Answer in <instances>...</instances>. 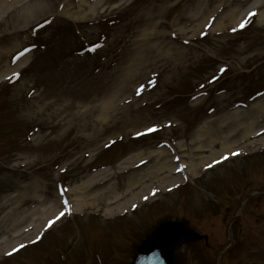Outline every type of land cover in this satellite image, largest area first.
Returning <instances> with one entry per match:
<instances>
[{"label": "rangeland", "instance_id": "374dc122", "mask_svg": "<svg viewBox=\"0 0 264 264\" xmlns=\"http://www.w3.org/2000/svg\"><path fill=\"white\" fill-rule=\"evenodd\" d=\"M235 8L238 19L228 21ZM262 100L264 0L0 1L1 264L46 249L61 255L59 264H130L165 218L205 235L178 245L176 264H264V142L178 171L176 183L112 214L105 198L71 207L64 200L102 168L86 193L120 192L127 157H144L143 171L157 153L161 162L174 149L190 155L198 140L207 148L201 129ZM61 193L64 215L31 235L35 213L20 216ZM247 193L258 196L242 199ZM234 237L232 255L219 256ZM14 244L10 260L3 252Z\"/></svg>", "mask_w": 264, "mask_h": 264}, {"label": "bare ground", "instance_id": "6f19581e", "mask_svg": "<svg viewBox=\"0 0 264 264\" xmlns=\"http://www.w3.org/2000/svg\"><path fill=\"white\" fill-rule=\"evenodd\" d=\"M0 1L12 3L16 0ZM77 2H82V0H77ZM237 10L238 9L235 8L233 11H230L228 13V15L226 16L228 21L235 22V20L238 19L239 14ZM207 19L208 18L203 19V22H205L203 23L202 27L206 25ZM252 111L257 113L256 116H253L251 113V118L253 119L255 117V120H248L250 112ZM250 112L248 110L245 112L232 111L227 115V117H225V121L229 122L228 124L223 123L221 125L215 126L212 124L213 128L208 129L207 131L201 129L202 133H199L197 137L204 134V139L207 140V148L202 149L200 145L202 141L200 140L197 141V144L195 142H192V144L190 143L189 146H192L193 149L190 150V155L188 156L184 154L179 155L178 150L174 149L173 156H171L170 159L165 158V161L160 162V156L163 157L162 152H160L156 154L157 158L155 159V161L148 167H146V169L143 171H140L138 169L139 163L144 162V157L134 155L133 157L135 158H133V160H131L130 157L126 158V160L133 161L135 163L129 166V168L125 171L130 173V176L126 182V186L120 192H110L108 191V187H105L104 189L99 190L92 195L86 193L87 190L95 186L93 181L95 179L101 178L103 172L107 170L106 168H103L101 171H97L96 173L89 176L84 182H81L69 189L68 192L71 191L72 194H75L74 199L66 198L64 200H67L68 202L72 201V203L70 204L71 207L73 205H82L85 203L91 204L105 198L107 200L104 212L105 214H112L116 211L121 210L122 208L127 207L129 203L131 204L133 202H136L138 199L150 196L160 188L161 184L167 182L176 183L177 181L175 180H177L179 177L178 171H184L185 173H187L191 168L196 169L197 166L203 167V165L207 163L206 161L211 156H215L218 154H230L232 152L239 151L242 148H248L256 146L258 144H262L264 142V137L260 135L262 132H264V124L258 125V123H260L261 117H264V101L251 106ZM241 114H243L244 116H242ZM238 133H240V138H236ZM177 145L180 146L181 144L177 143ZM204 150L206 151V153H201ZM192 154H194L195 156H192ZM173 162H176L178 164V168L176 166L177 164L175 165L176 167L173 166ZM37 200L39 201L38 203L43 202V199L41 198H38ZM57 208L58 200L52 204L46 205L45 208L40 210L34 207L28 209L26 208L27 210L23 215L20 216V219H23V217L26 218L32 213H35L36 217L34 219L30 217L32 219V223L30 224L32 227L31 235H36L41 228H45L47 221L49 219H52L54 213L57 211ZM17 222L18 221L15 220L13 221V224H16ZM24 231L25 230L23 229L18 234H15V236H17L15 241L22 238V235L24 234L22 232ZM12 241H9L7 243L4 242L2 247L7 246V244L11 243Z\"/></svg>", "mask_w": 264, "mask_h": 264}, {"label": "water", "instance_id": "95a60500", "mask_svg": "<svg viewBox=\"0 0 264 264\" xmlns=\"http://www.w3.org/2000/svg\"><path fill=\"white\" fill-rule=\"evenodd\" d=\"M193 235L176 221L159 225L138 247L132 264H174L173 251L177 243Z\"/></svg>", "mask_w": 264, "mask_h": 264}, {"label": "snow or ice", "instance_id": "6c2138e0", "mask_svg": "<svg viewBox=\"0 0 264 264\" xmlns=\"http://www.w3.org/2000/svg\"><path fill=\"white\" fill-rule=\"evenodd\" d=\"M249 15H253V13H249ZM139 135V133H137ZM207 167V165H206ZM67 203V201L63 200V193H61L60 197L58 198V208L57 211L54 213L52 219H49L45 225V228L50 227L55 220L59 219L60 216L64 215V212L61 211L60 209L63 208V206Z\"/></svg>", "mask_w": 264, "mask_h": 264}]
</instances>
